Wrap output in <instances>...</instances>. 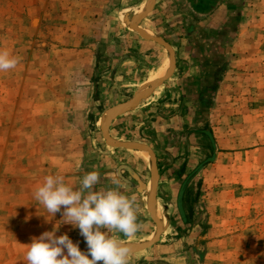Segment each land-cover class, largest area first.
Segmentation results:
<instances>
[{
  "label": "rangeland",
  "instance_id": "1",
  "mask_svg": "<svg viewBox=\"0 0 264 264\" xmlns=\"http://www.w3.org/2000/svg\"><path fill=\"white\" fill-rule=\"evenodd\" d=\"M144 1L0 0V50L20 61L16 68L0 71V185L23 180L34 190L45 176L63 175L76 188L87 172L100 173L108 167L112 176L118 158L129 165L140 164L125 155L102 161L96 149H113L101 132L108 111L137 96L157 71L158 63L149 57L154 52H140V37L126 24ZM250 2L252 10L237 6L238 14H226L231 18L226 29L200 27V90L201 83L213 85L214 78L205 69L210 62L217 59L226 67L215 92L202 94L210 106L200 109V125L188 128L211 131L215 147L200 137V142L189 143L187 156L177 157L176 171L161 172L156 206L164 214L160 224L166 234L156 246L141 251L137 255L141 259L135 262L166 258L185 264H264V76H250L260 69L264 72V0ZM239 22L241 27L233 34ZM235 34L243 40L236 49L239 58L226 47ZM220 38L219 43L226 44L221 49ZM124 55L135 62L123 60ZM167 84L169 90L182 83L177 78ZM161 94L157 89L141 105L153 106ZM213 114L217 117L210 118ZM134 126L112 125L108 134L115 142L137 138ZM214 154L200 170V180L196 174L182 194L183 220L178 209L183 182ZM142 156L149 165L141 166L140 174L150 194L151 162ZM102 179L100 174L97 186ZM31 189H27L29 199ZM3 197L0 193L1 205ZM237 198L242 204L234 209L231 201ZM223 202L231 206H222ZM155 216L158 219L156 211ZM140 218L143 228L135 236L121 234L129 247L155 234L151 216ZM174 232L177 235L172 236Z\"/></svg>",
  "mask_w": 264,
  "mask_h": 264
},
{
  "label": "crops",
  "instance_id": "2",
  "mask_svg": "<svg viewBox=\"0 0 264 264\" xmlns=\"http://www.w3.org/2000/svg\"><path fill=\"white\" fill-rule=\"evenodd\" d=\"M250 1L253 0H249V3L248 0H241L239 2V9H243L244 6L246 9L248 7L249 10H252L250 8L251 5L248 6V4L251 3ZM146 4L147 0L144 1L142 7H145ZM237 6V0H155L153 9L138 25L140 30L143 32L147 31L149 33L148 36L161 38L172 47L175 56V70L172 77L159 87L162 94L157 97L158 100L156 104L149 107L150 103L141 105L142 101L133 110L117 117L109 127L112 125H119L120 123H130V125H135L132 129L134 130V133H136L137 138H128L120 142L145 144L155 153L157 168L160 176L156 191V203L158 202V191H160L162 183V177L160 175L161 172L165 173L171 170L176 171L175 169L179 166L177 157L187 156L191 147L189 146V143L193 144L195 141L200 142V139L204 138L202 133H200V127L191 130L188 127L193 124L200 125V109L210 106L209 101L206 104V98H203L202 94L204 92L209 94L215 92L216 86L225 74L223 73L226 67L225 62L219 64L216 62L217 59L213 60V62H210L208 67L205 68L207 69L206 75L214 78V81L212 82L213 85L211 82L209 83V86L208 84L206 85L205 83H201L203 85V89L200 90V61L202 62V56L200 55V27H206L207 25L208 27H212L217 30L220 28L226 29L228 26L227 20L231 19L228 18L231 15V11L238 14ZM240 12L242 11L240 10ZM137 13L138 11L134 14V17ZM228 13L229 16H226ZM239 27H241L240 22L237 23L234 28L233 34L235 29L239 30ZM235 35L236 39H233V41L227 45L224 42L219 43L221 40L220 38L218 40V46L220 49L224 48L225 45L227 48L231 47L232 53H236V58H239V56H237L239 54L236 52V49H239L243 40L240 36L237 37V34ZM137 43L141 47L140 52L152 50L154 53L149 57L156 60L154 61L155 64L158 63L156 66L157 71L153 73L149 80L154 79V77L161 72L162 69L166 67L168 68V62L170 64V56L166 49L154 42L146 41L141 37L140 41ZM161 49L165 53H162ZM123 58V60H134L133 62H135V58L129 59L128 55H124ZM140 58L150 59L148 57L141 56ZM252 63L253 62H249L250 65H254ZM212 65L215 67L213 68V71L211 70L212 72H209V74L208 71ZM250 76L251 78H262L264 76V72L260 69L259 72L256 71L251 73ZM177 78H180L182 83L176 87L177 89H175V87L170 88L169 90L165 88V85L169 81L172 82ZM162 89L166 90L163 92ZM191 110H194L195 112L192 113ZM149 115L150 117H148ZM139 117L140 122H138L137 119ZM212 117L216 118L217 115H210V118ZM191 118H194L195 120L191 122ZM115 129L117 130L118 127L116 126ZM120 150L128 151V154L119 152ZM96 152L99 159L102 161L115 160L114 157H122L125 155L129 158H134L137 162H140V164L129 165L125 161H121L120 158H118L120 162L117 163L115 172L118 173L120 166H127L132 173L140 179L142 184H144L145 189H141L140 185L132 178L129 172L120 170L118 173L122 179L123 190L126 194L129 196L135 195L137 198V202L140 205L138 216L141 217L140 219H145V215L149 214V194L147 192L148 182H146L143 174H140V171L142 170L141 166L145 167L146 165L147 167L149 164L140 160V158L136 155V152L132 150H125L121 148L108 150L107 147L101 146L96 149ZM237 154L238 153H236L235 156H237ZM166 163L169 164L168 167L165 166ZM42 170H44V166ZM100 174L104 179L101 180V186H96L97 189L111 186L110 179L112 176L109 173V168H102L100 170ZM197 176L200 180V171ZM150 185L151 184H149V189L151 188ZM27 189L29 190L31 188L29 187V184L23 180H11L10 182L4 181L0 185V193L4 194V204H0V264H26L25 253L27 250V244L31 242V238L38 237L44 231H51L53 226L62 223L60 213H57L55 217H52L49 213L46 214L45 208L34 199L33 193L29 199V192ZM231 203L233 204L234 209L240 207L242 204L241 199L239 198L232 200ZM210 205H213V203L211 202ZM221 205L231 206V204H227V202H223ZM30 209L33 211L30 212ZM156 215L158 216V219L160 216L164 219L158 211H156ZM64 233H67L74 243L79 241V248L82 252L87 251L86 242L80 235L78 228H73L70 224H61L59 230L56 232V235ZM165 234L166 232L162 233L158 243L161 242L162 236ZM175 235H177L176 232L172 233V236ZM156 245L157 244L152 247ZM149 249H151V247ZM170 249L165 250L166 252H169ZM146 251L147 250H144L143 252ZM2 253L3 255L5 254L4 257L1 256ZM139 253L131 254L132 256L129 257V264H140L135 262L141 259L137 256ZM141 261H143L144 264H185L182 260H175L172 262L166 258L153 260L152 262L144 258Z\"/></svg>",
  "mask_w": 264,
  "mask_h": 264
},
{
  "label": "clouds",
  "instance_id": "3",
  "mask_svg": "<svg viewBox=\"0 0 264 264\" xmlns=\"http://www.w3.org/2000/svg\"><path fill=\"white\" fill-rule=\"evenodd\" d=\"M19 58L0 50V71L17 67ZM100 173L83 175L79 187L65 182L63 175H47L34 192V199L62 223L78 228L87 251L82 252L79 241L74 243L67 233L56 235L61 224L32 237L25 253L26 264H129L131 248L121 238L135 236L143 228L135 195H127L117 172L111 186L97 189ZM91 257V258H89Z\"/></svg>",
  "mask_w": 264,
  "mask_h": 264
},
{
  "label": "water",
  "instance_id": "4",
  "mask_svg": "<svg viewBox=\"0 0 264 264\" xmlns=\"http://www.w3.org/2000/svg\"><path fill=\"white\" fill-rule=\"evenodd\" d=\"M154 2L155 0H147L146 4V10L138 17H134L130 22H129V27L132 31L137 33L142 39L146 41H151L154 42L160 46H162L166 51L169 53L170 56V65L168 72L166 76H164L161 79H158L154 81L144 92H142L140 95L135 96L133 99L130 101H127L115 108H112L111 110L108 111L107 116L103 118L102 123H101V132H102V137L106 143L107 146L111 148H121L125 150H132V151H144L147 152L150 156V162H151V192L149 194V201H148V212L151 216V219L153 220L156 231L153 236V238L150 241H147L145 243H142L136 247H130L132 252L131 254H136L141 251L147 250L153 245L157 244L160 240V237L163 233V228L162 225L160 224V221L156 218L155 216V207H156V191H157V186H158V179H159V172L157 168V159L156 155L153 152V150L145 145V144H140V143H120V142H115L113 141L109 134H108V127L110 124L119 116L123 115L126 112H129L133 110L135 107H137L142 101L147 99L157 88H159L165 81L170 79L174 73L175 70V56H174V51L172 47L165 42L161 38L157 37H152L148 36L145 34L142 30L139 29V23L147 16V14L153 9L154 7ZM128 22V19H127ZM208 163H204L197 167L194 172L184 181L181 190L178 195V209L180 212V216L185 220L184 214L182 211V194L186 188V186L189 184V182L198 174V172L204 168V166ZM120 170H125L130 173L132 178L136 180V182L140 185L141 189H145L144 184L140 181V179L132 173V171L127 167V166H120L118 173Z\"/></svg>",
  "mask_w": 264,
  "mask_h": 264
},
{
  "label": "bare ground",
  "instance_id": "5",
  "mask_svg": "<svg viewBox=\"0 0 264 264\" xmlns=\"http://www.w3.org/2000/svg\"><path fill=\"white\" fill-rule=\"evenodd\" d=\"M146 10V6L145 7H142V8H140L139 10H138V13L136 14V16L137 15H141L144 11ZM128 26H129V20H128V22L126 23ZM147 35H149V33L147 32V31H144ZM166 69H167V67L166 68H164V69H162V71L161 72H159L155 77H154V79H151V80H148L146 83H145V85L141 88V90H140V92L138 93V95H140L141 93H142V91L143 90H145V88H147L148 86H150L154 81H156V80H158V79H161V78H163L164 76H166V75H164V74H166L165 72H166ZM163 75V76H162ZM160 76V77H159ZM157 77V78H156ZM160 89V88H159ZM161 90V89H160ZM159 92V91H158ZM137 95V96H138ZM136 152V155L140 158V160H142V161H144V162H146L145 160H144V157L142 156V154L147 158V160H150V156H149V154L147 153V152H144V151H135ZM137 159V158H136ZM147 163V162H146ZM151 187V186H150ZM155 210L156 211H158L163 217H164V214H163V212H162V210H161V208H160V206L159 205H157L156 207H155ZM159 221H160V223L161 224H163V222H164V219L160 216L159 217V219H158ZM153 234L150 236V237H148V239L146 240V241H150L152 238H153ZM131 244V243H130ZM135 245V244H134ZM134 247V246H133Z\"/></svg>",
  "mask_w": 264,
  "mask_h": 264
},
{
  "label": "trees",
  "instance_id": "6",
  "mask_svg": "<svg viewBox=\"0 0 264 264\" xmlns=\"http://www.w3.org/2000/svg\"><path fill=\"white\" fill-rule=\"evenodd\" d=\"M200 133H202V135L204 136V137H206V138H208V140L210 141V144H211V146L214 148L215 147V142H214V140H213V137H212V134H211V131H209V130H207V129H204V130H201L200 131ZM215 156V154L214 155H212L211 157H209V158H207L205 161H204V163H210L211 161H212V159H213V157ZM204 163H202V164H204ZM201 164V165H202ZM200 166V165H199ZM198 166V167H199ZM194 172V171H193ZM192 172V173H193ZM191 173V174H192ZM191 174H189V176L191 175ZM188 176V177H189ZM187 177V178H188ZM184 183V182H183Z\"/></svg>",
  "mask_w": 264,
  "mask_h": 264
}]
</instances>
